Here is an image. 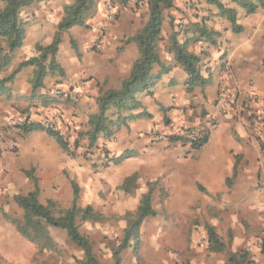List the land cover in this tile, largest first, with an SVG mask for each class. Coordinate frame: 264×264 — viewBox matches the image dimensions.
<instances>
[{"label":"crops","instance_id":"0c3cea01","mask_svg":"<svg viewBox=\"0 0 264 264\" xmlns=\"http://www.w3.org/2000/svg\"><path fill=\"white\" fill-rule=\"evenodd\" d=\"M91 1L94 3L93 15L84 25L72 27L61 36L56 59L64 77L45 78L43 87L32 96L34 68L25 67L10 84L11 95L0 97V129L4 131V138H10L7 147L0 144V264H45L46 250L39 252L5 217L22 215V210L7 198V194L11 192L13 196L20 190L24 194L30 191L32 185L23 171L34 170L41 199L45 194L47 200L69 207L73 198L71 183L74 182L79 188V207L91 205L106 216L105 220L118 218L125 213L120 210L125 200H116L117 205L112 209L110 201L105 202L99 197L101 181L105 178L106 190L111 195L113 189L122 192L123 180L139 173L144 163L154 167L149 169L151 173H157V166L168 163L159 159L173 158L178 152H163L157 157L160 147L152 135H169L184 127L200 129L203 136L207 132L209 138L200 149H192L180 140L190 150L184 159L186 162L179 168L180 184L174 197L182 203L195 198L201 206L210 203L211 198L220 199V205L241 206L249 229L242 227L240 219L237 222V216L224 217L233 236L231 252L245 250L249 253V264H264V152L255 129L256 117L264 110V10L246 15L229 0H221L236 8L237 24L242 30L234 33L230 23L217 16L218 9L204 1L193 0L194 6L188 9L182 4L183 0H173V7L162 8L158 54L169 70L162 73L149 90L136 94L140 106L131 112L136 115L135 119L120 126L110 138L100 136L89 149L85 133L89 130V117L98 112L97 98L104 92L118 90L129 77L139 51L135 43L125 44L124 41L139 33L148 20L146 0L138 5L134 4L135 0L123 2V5L120 0ZM72 3L73 0H42L22 9L24 41L14 53L8 72L20 62L36 56V45L51 44L64 16V8ZM105 3L112 5V18L107 16ZM203 20L220 37L214 44L190 42L187 50L201 58L200 74L210 77V84L187 92L188 76L166 51L165 45L174 31L181 33L191 23ZM191 39V34L178 36L180 43ZM93 42L99 43L98 49L91 48ZM160 71V66H153L154 76ZM54 90H60L62 94L56 96ZM249 95H253V99H249ZM221 97L229 103L225 112H221ZM54 116H58L62 127L69 131L71 143L78 139L73 155L63 151L46 131L20 136L15 129H3L16 124L9 123L10 119L21 124L27 120L41 123ZM9 145L14 146L13 150L8 149ZM127 152L132 155L114 163ZM91 159L96 164L107 165L94 166ZM192 179L201 189L189 184ZM40 198L39 202L43 204ZM52 230L60 231L64 237L60 241H66V232ZM48 231L55 245L54 232ZM86 236L94 238L90 232ZM73 247L75 258L81 260L82 251ZM207 255L212 261L217 260L216 255L221 256L220 253ZM205 259L206 255L202 254L200 261L192 264H212L206 263ZM225 261L226 258L221 256L217 264ZM120 264L135 262L130 254H125Z\"/></svg>","mask_w":264,"mask_h":264},{"label":"trees","instance_id":"16d2710c","mask_svg":"<svg viewBox=\"0 0 264 264\" xmlns=\"http://www.w3.org/2000/svg\"><path fill=\"white\" fill-rule=\"evenodd\" d=\"M40 1L42 0H0V97L11 95L10 84L17 73L25 67L34 68L31 78L32 96L43 87L45 78L64 77V71L56 59L61 36L72 27L84 25L94 12V3L91 0H73L71 5L64 8V16L57 25L51 44L48 46L36 45V56L20 62L8 72L14 53L22 46L24 41L25 22L21 18V11ZM127 1L129 0H123L125 3ZM200 1H204L207 5L218 9L217 16L227 20L234 33L241 32L242 27L237 24L236 8L223 4L221 0ZM229 1L237 8L242 9L246 15L254 14L258 9L264 10V0ZM146 7L148 13L146 25L139 33L124 41L125 44L133 42L137 45L139 58L134 62L129 77L121 83L118 90L104 92L97 98L98 112L89 117V130L85 133L89 149L95 146L100 136L110 138L120 126L126 125L128 121L135 119L136 115H131V112L140 106L136 94L149 90L155 85L161 74L169 70V67L160 61L158 44L161 41V9L173 7V0H146ZM181 33L184 35L191 34L192 39L180 43L178 36ZM181 33L178 30L174 31L168 37L165 49L173 55L175 63L187 74L186 91L191 92L197 87L203 88L209 85L210 77L205 78L200 74L199 64L201 58L188 52L187 46L190 42L198 41L214 44L220 34L209 28L205 20L201 23H191ZM71 44L75 47L73 41H71ZM155 65L160 66L161 69L156 76L152 74ZM3 129L5 131L15 129L20 136L38 130L45 131L40 123L29 122V120L23 124H15ZM48 134L53 136L62 150L69 155H73L78 147V139L74 141L73 149L70 150L61 138L51 133ZM208 138L209 134L204 132L203 138L199 142L191 144L190 147L200 149L207 143ZM178 141V138H170L171 143ZM183 144L185 145V143ZM131 155L132 153L127 152L115 160L114 163L117 164ZM23 174L30 181L32 188L26 194H16L12 198L22 210V218L16 219L5 215L6 219L14 224L18 233L24 239L33 243L39 252L56 250L48 231V227H52L64 230L68 242L82 251L83 257L78 261L79 264H100L93 253L91 240L80 233L79 226L88 222L100 223L105 220V217L95 211L91 205L85 207L77 205L79 188L76 183H71L73 195L71 205L67 208H60L52 200H47L46 204L39 202L40 188L33 169L23 171ZM138 180V173L127 176L120 185V190L125 194H133L138 188ZM157 187V181L147 182L146 192L141 195L136 209L132 212H126L120 217L125 226L122 230L119 245L111 249L112 264H120L122 254L127 250L132 251L136 264H145L140 255V227L144 220L157 215L152 207V195ZM205 230L207 251L226 254L224 264L250 263L247 251L228 252L227 242L218 235L214 227L206 225Z\"/></svg>","mask_w":264,"mask_h":264},{"label":"rangeland","instance_id":"374dc122","mask_svg":"<svg viewBox=\"0 0 264 264\" xmlns=\"http://www.w3.org/2000/svg\"><path fill=\"white\" fill-rule=\"evenodd\" d=\"M182 4H186L185 7L190 9L194 6L193 0H183ZM186 1V3H185ZM196 1V0H195ZM123 5V0H120ZM144 0H135L134 4H143ZM205 3V2H204ZM126 4V3H125ZM106 9V8H105ZM113 9V8H112ZM193 9V8H192ZM96 10V9H95ZM3 130L0 129V144L6 146L9 144V137L3 134ZM169 134L162 141H155L158 144L157 157H161L163 152L175 151L178 154H174L173 158L161 157L159 160H167V164L162 163L157 166V173H151L149 169L151 164H146L140 169L139 180L137 182V190L133 194H123V192L113 189L111 195L106 190V180L101 181L100 199L110 201L112 209L116 207V200L119 202L125 200L123 209L126 212H132L137 207L141 195L146 192L147 182H153L155 178H158V187L152 195V207L156 211L157 215L147 218L143 221L140 227L141 247L140 255L145 264H192L200 261L202 254L206 255V263L217 264L221 256L226 258V254L216 255L217 260L212 261L207 254H211L207 251V236L205 226L209 225L215 228L216 232L222 239L228 244V252L232 251L233 236L224 222V217H236L237 222L241 221L244 229H249V224L246 223L243 215L244 212L241 206H224L220 205V199L214 200L211 198L210 203L201 206L198 201L190 199L182 203L174 197L175 190L180 184V171L179 168L186 162L187 155L189 154V146L184 145L182 141L171 143ZM174 137V136H172ZM160 142H164L160 143ZM9 148V146H8ZM159 153L160 156H159ZM154 157L150 158L153 159ZM94 166L103 167L105 164H96L93 159ZM158 160V158H157ZM146 162H149L146 160ZM170 162V163H169ZM179 170V171H178ZM121 174H126L125 171H121ZM156 181V180H155ZM189 184L201 189L195 181L190 180ZM187 182L184 183V186ZM45 193V192H44ZM231 191H228V194ZM17 194H24V191L20 190ZM48 194V193H47ZM16 195V194H15ZM14 196V195H13ZM11 192L7 194V198L12 200ZM108 196H111V200H108ZM47 195H43L40 200L43 204H46ZM170 197H172L170 199ZM210 200V199H209ZM208 201V200H207ZM60 208L57 201L55 202ZM106 208V206H103ZM96 208H101L97 206ZM94 209V208H93ZM99 212L98 210H95ZM101 213V212H99ZM124 213V214H125ZM104 216V215H103ZM122 216V215H121ZM120 216V217H121ZM17 217V218H16ZM106 217V216H105ZM118 218L104 220L100 223H83L79 226L80 233L86 234L90 232L94 235V238L90 239L92 242L93 253L100 262V264H112L111 249L116 248L122 238V230L125 223ZM16 219H21L22 215L15 216ZM48 229L53 231L52 228ZM64 231V230H61ZM53 239L57 241L55 246L59 245L55 251H45L44 258L45 264H79L80 259H76L73 251V245L70 244L66 238L61 236L60 231H53ZM65 233V231H64ZM230 235V236H229ZM231 237V241H230ZM72 247V248H71ZM75 249V248H74ZM71 254V257H70ZM130 254L131 258L136 264L135 257L131 250H127L122 254ZM215 254V253H212ZM71 259H74L71 262Z\"/></svg>","mask_w":264,"mask_h":264},{"label":"built area","instance_id":"2783aa9c","mask_svg":"<svg viewBox=\"0 0 264 264\" xmlns=\"http://www.w3.org/2000/svg\"><path fill=\"white\" fill-rule=\"evenodd\" d=\"M105 8L108 12L107 16L108 18H112L113 15L111 13L112 11V5L110 3H105ZM180 28V27H179ZM92 49H98L99 48V43L93 42L91 45ZM226 71L229 72V68L226 67ZM54 95L60 96L62 92L60 90H54L53 91ZM249 99H253V95L248 96ZM220 105H221V112H225L228 109V102L224 97H221L220 100ZM9 123H16V124H21L20 122H14L12 119H10ZM41 126L44 128L45 131L48 133L54 134L57 137L61 138L66 144L68 149L72 150L73 149V143L70 142V133L68 130L62 127V122L61 119L58 116H54L51 118L43 119L41 121ZM255 129L258 137L260 138V142L262 145V150L264 152V110L259 113L256 117L255 120ZM168 135L163 134V133H154L152 135L153 139L155 141H162L164 140ZM174 136V137H172ZM170 138H178L179 140H182L186 142L187 144L191 145L193 143L199 142L203 138V133L200 129H196L193 127H184L170 135ZM14 146L9 145V150H13Z\"/></svg>","mask_w":264,"mask_h":264}]
</instances>
